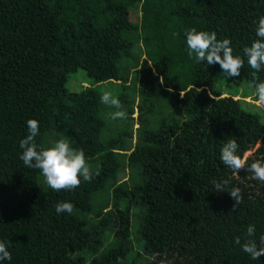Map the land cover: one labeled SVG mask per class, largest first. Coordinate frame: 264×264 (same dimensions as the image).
Returning <instances> with one entry per match:
<instances>
[{
  "label": "trees",
  "instance_id": "obj_1",
  "mask_svg": "<svg viewBox=\"0 0 264 264\" xmlns=\"http://www.w3.org/2000/svg\"><path fill=\"white\" fill-rule=\"evenodd\" d=\"M262 14L264 0H0V240L11 264H264L233 244L248 224L264 233V185L219 159L230 138L241 156L258 147L246 164L264 159V107L216 92L219 66L190 59L184 36L215 31L242 55ZM78 72L87 86L72 91ZM240 72L226 80L264 79L246 62ZM109 84L132 89L119 98L123 121L99 102ZM28 119L39 147L58 133L83 149L93 179L45 188L18 158ZM220 180L240 189L239 205L214 191ZM59 201L71 215L55 213Z\"/></svg>",
  "mask_w": 264,
  "mask_h": 264
},
{
  "label": "clouds",
  "instance_id": "obj_2",
  "mask_svg": "<svg viewBox=\"0 0 264 264\" xmlns=\"http://www.w3.org/2000/svg\"><path fill=\"white\" fill-rule=\"evenodd\" d=\"M255 39L250 46L241 49L242 55L233 54L232 41L229 38L217 39L215 31H204L192 28L185 36V50L190 59L206 66L218 65L220 74L225 79L239 77L245 62L252 69L254 77L264 72V14L259 15L254 22ZM253 96L258 107H264V79L253 81ZM99 102L110 111L107 116L112 121H123L128 113L122 109L120 99L110 90H105L99 97ZM27 133L19 141V160L28 169L39 170L43 182L55 192L72 191L79 187L82 181L89 182L94 173L87 161L85 152L75 148L67 138L49 142L46 148L39 147L36 142L40 135L39 121L28 119L25 122ZM240 146L235 138L225 141L219 150L221 163L233 174L241 169L250 173L251 179L264 185V159H255L246 164L247 154L241 156ZM227 180L213 181L216 192H227L234 199V207L241 203L242 197L238 187H228ZM55 213L69 214L74 205L68 201L55 204ZM233 244L248 256L251 261H259L264 256V233L257 235L255 224H248L243 236L234 237ZM12 256L7 241L0 240V264H11ZM116 264H122L118 257Z\"/></svg>",
  "mask_w": 264,
  "mask_h": 264
},
{
  "label": "rangeland",
  "instance_id": "obj_3",
  "mask_svg": "<svg viewBox=\"0 0 264 264\" xmlns=\"http://www.w3.org/2000/svg\"><path fill=\"white\" fill-rule=\"evenodd\" d=\"M84 83H87L86 79H85V76L81 72H78L76 75L72 76V80L70 81V83L68 84L67 87L69 89H71L72 91H80L81 87L83 86ZM85 86H87V85H85ZM104 87H105L104 91L105 90H110L113 93V95L117 96L118 98H120L122 95H123L122 97H124L126 95L128 97V99H129L131 97V95H132V89L126 88L127 90H125L124 92H121V88H120V92L118 93L119 90H118V86L117 85H110L109 84V85H105ZM214 90L216 92L221 93V94H225L226 96H238L239 97L238 99H241L244 96H248V98H250V99H247L246 101L248 103L255 104V97L252 94L253 93L252 84L241 83L240 85H236L233 82L227 81L222 76V74H220V73H217L214 76ZM162 112H164V110ZM133 117L137 118L138 117L137 113H135ZM137 129H138V125L136 124L134 126V131H136ZM55 136H58L59 139L62 138L58 133H55L54 137ZM136 141H137V139L135 137L133 142L136 143ZM254 151L247 153V158H249L254 153ZM128 177H129V174L126 172V174L124 176H122L121 179L126 181V179ZM43 185H44L45 188H48L47 185L44 182H43Z\"/></svg>",
  "mask_w": 264,
  "mask_h": 264
}]
</instances>
